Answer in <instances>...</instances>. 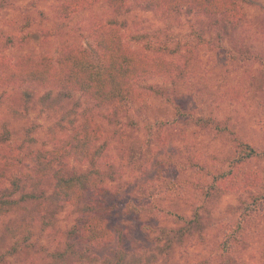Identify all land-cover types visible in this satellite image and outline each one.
<instances>
[{
    "label": "rangeland",
    "instance_id": "rangeland-1",
    "mask_svg": "<svg viewBox=\"0 0 264 264\" xmlns=\"http://www.w3.org/2000/svg\"><path fill=\"white\" fill-rule=\"evenodd\" d=\"M62 1L5 0L0 58L55 60L73 47L97 64L90 36L114 28L127 47L159 58L171 75L137 83L142 98L121 109L81 93L0 88L7 178L24 172L34 152L84 129L98 138L97 167L112 173L101 212L110 239L75 242L72 231L90 215L82 210L90 193L49 211L42 201L20 203L0 217V264H264V155L234 161L238 142L264 150V0H239L246 22L236 35L218 19L187 10L164 16L137 0L120 9L93 0L62 20ZM51 181L35 194L50 192ZM71 244L87 247L90 259L53 258Z\"/></svg>",
    "mask_w": 264,
    "mask_h": 264
},
{
    "label": "trees",
    "instance_id": "trees-1",
    "mask_svg": "<svg viewBox=\"0 0 264 264\" xmlns=\"http://www.w3.org/2000/svg\"><path fill=\"white\" fill-rule=\"evenodd\" d=\"M62 2L56 7V11L59 18L65 20L72 13L91 5L93 0ZM108 3L120 9L125 0H108ZM137 3L145 10H154L164 16L187 10L218 19L225 27L224 31L230 28L233 35L246 22L239 0H137ZM4 5L5 0H0V7ZM98 32L90 36L99 54L97 64L90 63L80 50L73 47L65 49L55 60L42 56L36 60L12 63L0 58V88L29 87L44 91H64L68 94L81 93L98 106L121 109L125 103L142 98L145 92L135 89L137 83L147 78L171 75L170 69L159 58L143 56L127 47L114 28ZM91 135L84 129L61 141L51 151L34 152L33 157L29 152L31 163L18 176L7 178L4 169L0 167V217L15 211L20 203L42 201L40 209L49 211L65 204L77 205L82 202L86 193H90L88 203L82 207L83 212L90 215L80 225L79 231H72L77 236L75 242H86L87 245L94 246L110 239L111 234L104 225L101 212L107 211L104 185L108 178L111 179L112 173L106 174L97 167L100 150L95 145V140L98 138ZM238 148L240 152L234 159L236 163L264 155V150L257 153L240 142ZM85 163H90L91 167L80 170V165ZM50 179V192L35 194L38 187L48 183ZM16 195L19 197L16 198ZM261 199L264 200V196ZM55 212L50 211V214ZM42 223H46V220L42 219ZM73 246H67L65 255L57 253L60 257L53 258H63L68 254L71 259L78 261L90 259L87 247L74 249L76 245L74 248ZM228 248L229 242H226L224 249ZM121 259V254L117 255V263Z\"/></svg>",
    "mask_w": 264,
    "mask_h": 264
}]
</instances>
